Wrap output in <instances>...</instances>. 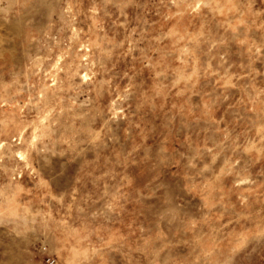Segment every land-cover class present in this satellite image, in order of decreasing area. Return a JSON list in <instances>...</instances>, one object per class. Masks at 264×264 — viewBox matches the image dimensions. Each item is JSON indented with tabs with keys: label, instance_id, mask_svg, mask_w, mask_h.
<instances>
[{
	"label": "rangeland",
	"instance_id": "rangeland-1",
	"mask_svg": "<svg viewBox=\"0 0 264 264\" xmlns=\"http://www.w3.org/2000/svg\"><path fill=\"white\" fill-rule=\"evenodd\" d=\"M0 264H264V0H0Z\"/></svg>",
	"mask_w": 264,
	"mask_h": 264
}]
</instances>
